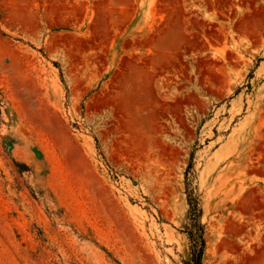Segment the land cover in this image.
Returning a JSON list of instances; mask_svg holds the SVG:
<instances>
[{
	"label": "rangeland",
	"instance_id": "374dc122",
	"mask_svg": "<svg viewBox=\"0 0 264 264\" xmlns=\"http://www.w3.org/2000/svg\"><path fill=\"white\" fill-rule=\"evenodd\" d=\"M200 229L264 264V0H0V264H190Z\"/></svg>",
	"mask_w": 264,
	"mask_h": 264
},
{
	"label": "trees",
	"instance_id": "16d2710c",
	"mask_svg": "<svg viewBox=\"0 0 264 264\" xmlns=\"http://www.w3.org/2000/svg\"><path fill=\"white\" fill-rule=\"evenodd\" d=\"M202 231L203 230L200 229V234L198 233L197 235H194L193 233H191L190 235L191 241L194 244L193 248L195 249L193 260L190 264H202L205 250V240Z\"/></svg>",
	"mask_w": 264,
	"mask_h": 264
},
{
	"label": "bare ground",
	"instance_id": "6f19581e",
	"mask_svg": "<svg viewBox=\"0 0 264 264\" xmlns=\"http://www.w3.org/2000/svg\"><path fill=\"white\" fill-rule=\"evenodd\" d=\"M180 20H181V19H180ZM187 40H188V39H187ZM187 40H186V41H187ZM187 42H188V41H187ZM79 45H80V44H79ZM85 45H86V44H85ZM83 47H84V46H83ZM163 63H164V62H163ZM157 69H158V68H157Z\"/></svg>",
	"mask_w": 264,
	"mask_h": 264
}]
</instances>
